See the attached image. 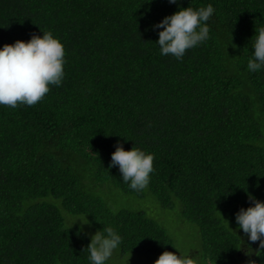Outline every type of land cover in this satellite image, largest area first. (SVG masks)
<instances>
[{"label":"trees","instance_id":"1","mask_svg":"<svg viewBox=\"0 0 264 264\" xmlns=\"http://www.w3.org/2000/svg\"><path fill=\"white\" fill-rule=\"evenodd\" d=\"M209 4L210 38L177 60L152 29L178 10L169 0H0V47L44 30L65 48L61 86L33 106H0V264H89L103 226L122 238L117 263L175 252L150 196L196 226L206 263L247 264L233 230L243 235L235 214L249 193L264 201V70L246 68L264 0H179ZM117 142L154 155L143 191L108 167ZM108 185L148 198L152 216L114 210ZM67 215L89 223L69 228Z\"/></svg>","mask_w":264,"mask_h":264},{"label":"clouds","instance_id":"2","mask_svg":"<svg viewBox=\"0 0 264 264\" xmlns=\"http://www.w3.org/2000/svg\"><path fill=\"white\" fill-rule=\"evenodd\" d=\"M151 3V0H145ZM177 4L178 10L166 15L152 25L158 31L155 42L162 56H172L182 60L186 51L206 42L210 38L207 21L214 14L211 4L200 7H179V0H169ZM42 30V29H41ZM43 35L32 34L28 41L16 40L0 47V106L15 109L18 105L33 106L40 102L50 91L51 86L59 87L65 77V48L60 39L51 31L42 30ZM252 51L247 59L246 68L250 73L264 70V27H255V34L250 40ZM154 155L133 146L125 150L117 142L111 154L109 168L117 167L121 180L136 192L143 191L149 184ZM252 204L240 208L235 214L236 228L242 230L238 250L244 246V255L249 257L247 264H258L253 255L264 257V201L258 200L250 193ZM81 226L89 222L84 217L66 216L71 228L76 221ZM229 227V226H228ZM246 238V239H245ZM257 247H252L257 243ZM122 238L112 227L97 230L90 237L87 245L89 264H108L119 249ZM163 251L153 264H195V258L178 251ZM264 264V260L260 262Z\"/></svg>","mask_w":264,"mask_h":264},{"label":"rangeland","instance_id":"3","mask_svg":"<svg viewBox=\"0 0 264 264\" xmlns=\"http://www.w3.org/2000/svg\"><path fill=\"white\" fill-rule=\"evenodd\" d=\"M108 187L110 188L109 193H110L113 203L108 198L105 199L104 197V200L109 201V204L113 206L114 210L122 209V208L129 209V210H145L148 212L150 216H152V213L149 211V208H148L150 201H147L148 198H151V201L154 204V208L152 207V211L155 210V207L157 205L158 210H159V217H161V219L158 218L159 222L166 227L169 234L174 238V241L176 242L179 251L184 254H188L189 252L193 253V255L191 256L195 258V264H208L205 262L206 261L204 258L205 255L197 247V242L195 243L194 229L196 228V226L190 225V224L184 225L182 218L178 214H176L175 211L161 209L158 205V202L153 196H150L147 199H139L136 196H133L130 194H124L120 190H118L117 188L111 185H108ZM154 218L157 219L156 217ZM76 223L81 225V222L79 220ZM82 228H84V226H82ZM195 251L197 255H195ZM133 255L134 254H131L130 256H133ZM141 260L145 262L144 264H153V262L155 261V260H151L149 262V260L146 258H138L135 264H140L142 262ZM117 262H119L117 261V258L112 257L108 261V264H124V263H117ZM132 263L134 264V262Z\"/></svg>","mask_w":264,"mask_h":264}]
</instances>
